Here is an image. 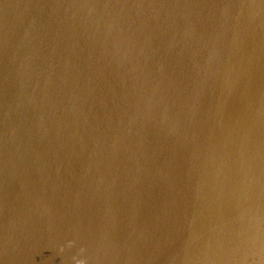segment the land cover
<instances>
[{
    "label": "water",
    "instance_id": "water-1",
    "mask_svg": "<svg viewBox=\"0 0 264 264\" xmlns=\"http://www.w3.org/2000/svg\"><path fill=\"white\" fill-rule=\"evenodd\" d=\"M0 264H264V0H0Z\"/></svg>",
    "mask_w": 264,
    "mask_h": 264
}]
</instances>
